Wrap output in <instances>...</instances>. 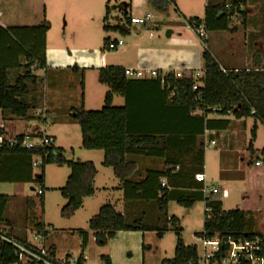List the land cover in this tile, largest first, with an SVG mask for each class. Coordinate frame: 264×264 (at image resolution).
<instances>
[{
	"label": "trees",
	"instance_id": "obj_1",
	"mask_svg": "<svg viewBox=\"0 0 264 264\" xmlns=\"http://www.w3.org/2000/svg\"><path fill=\"white\" fill-rule=\"evenodd\" d=\"M148 2L157 9L160 4L167 8L170 4H174L175 0H149ZM246 2L247 0H208L204 19L186 20V24L195 31L203 26L206 33H232L235 31L233 28L235 19L245 24L246 13L243 9ZM105 21L107 22V17ZM129 23L131 24L130 21ZM104 29L109 28L105 26ZM48 31L47 22L33 28L16 27L4 30L0 27V38L7 36L15 48L14 51L19 55V59L11 61L0 59V110L3 114L26 120L33 111L42 108L45 77L38 75V72L45 74L47 70L46 35ZM203 43L206 45L205 41ZM107 44L108 42L105 41L106 47ZM11 50L12 46L8 52ZM22 56L24 62L20 61ZM202 57L206 73L204 80L201 81L200 92L203 96L199 101L197 97L200 93L192 91L194 84L192 71L185 70L182 78H176L173 72L165 75L161 72L157 79L137 80L126 77L123 68L110 66L99 71V83L109 88L105 96L104 107L100 111H87L83 107L72 109L70 119L80 126L82 149L105 153L103 166L113 168L116 177L121 180L125 201L139 202L145 206L151 204L148 208L155 206L159 212L158 218L154 220L146 212L123 215L118 213L114 206L105 205L89 221V232L78 231L83 250L89 243L90 233L93 234L97 245L106 247L108 242L121 232H157L158 237L162 239L168 226L171 225L175 228L177 235L175 256L171 260H164L161 264H199L197 247L185 245L181 230L177 227L179 220L168 216L170 202H176L187 209H191L197 202H203L205 209H210V212L205 211L203 232L196 234L199 239L219 237L238 240L258 236L251 232L252 220L249 218V213L240 209L223 211L220 199L222 192L205 197L204 184L195 180L196 175L205 174L206 146L204 143L199 145L191 168L185 164L173 163L172 170L150 171L139 183L129 180L135 171V166L127 162V156L166 157L165 148L161 147L163 136L136 132L131 126L133 98L140 94L145 86L161 92L165 102L169 101L171 105L187 110L189 115L195 111L203 113L198 117L190 116L191 119L198 120L204 125L200 135H204V129L206 127L209 129L212 123L206 122L204 118L212 114V108L221 110L218 116L224 117L227 111H231L237 120L254 117L257 122L264 125V70L258 66L256 70L225 69L227 72H223L220 64L206 47ZM115 96H121L126 100L124 107L113 105ZM253 112L255 114H252ZM222 123L229 126L232 122L226 120ZM255 130L256 127L253 131L254 137ZM24 136H18L15 139L20 140ZM61 151V149H56L54 144L45 150L31 152L8 148L5 145L0 148V168L8 155H28L31 160L34 157L46 159L47 156L41 168L42 173L39 178L35 179L43 191V194L39 195L42 197L41 203L43 204L44 168L46 165L54 164L58 159L61 161ZM260 155L264 156V150L258 153L251 144L245 160L248 165L261 168L264 161H261L260 166H256V163L260 161ZM61 162L66 164L71 171L66 185L60 189L62 197L66 200L61 216L64 219H71L82 208L84 200L94 196V179L97 175V168L93 163L64 160ZM30 164L32 165V161ZM168 165H170L169 160L166 166ZM176 168H178L177 171ZM262 176L264 177V172ZM163 179L166 180V187L161 186ZM258 190L264 192V185ZM13 199L15 198L12 196L0 195V224L9 228H12V223L6 218V213ZM161 224L163 227L160 226ZM44 228L43 224L36 226L37 232H42ZM259 236L264 243V237ZM149 249L143 246L144 251ZM0 251L4 255L0 259V264H7L13 260V257H10L11 248L5 246ZM101 259L102 264H112L108 256H102Z\"/></svg>",
	"mask_w": 264,
	"mask_h": 264
},
{
	"label": "crops",
	"instance_id": "obj_2",
	"mask_svg": "<svg viewBox=\"0 0 264 264\" xmlns=\"http://www.w3.org/2000/svg\"><path fill=\"white\" fill-rule=\"evenodd\" d=\"M1 1H3V8L6 9V7L14 6L17 0ZM21 1L26 4L32 1H40L44 5L39 22L32 25H20L23 27L11 25L9 20L14 14L9 13L7 15V23L0 25V27L8 30L16 27H38L44 24L43 22L49 24V31L46 35L47 70L44 74L45 85L42 102L44 114L42 116L36 115L39 111L38 109L37 111H33L28 119L22 120L9 114H3L0 110V124L2 125L0 127V135H3L7 139H13L22 135L30 136L33 127L32 125L30 126L31 122L29 121L35 120L37 123H42L44 128L48 123H51L54 127H70L74 125V122L70 119L72 109L83 107L87 111H92L86 109L89 104L87 96L88 74H93L96 76V80H98L101 69L110 66L120 67L124 70L154 69L163 74L175 72L176 70L183 72L185 70L192 72L205 71V66L201 67L202 63L199 61L203 54L202 51L200 52V56L198 55V61L197 56L192 60L189 52H179L177 54L172 52L169 54L171 51L159 49V46H165L162 39L157 38L156 40L154 36L151 37L152 33L146 36V31L155 28L157 23L165 22L166 19L178 20L177 26L174 25V28H177V35H175V30L173 29L169 35L170 38H173L172 44H177L180 48L184 46L185 48L194 47L201 49L199 44L204 45L203 41H205L206 45L204 47L209 49L222 69L236 71L256 70L260 66L264 70V0H247L246 6L243 9L246 13L245 24L243 25L241 20L235 19L233 23L234 32L207 33L205 40H201L198 32L185 22L190 19H200L196 17L197 13H199V8L204 10L205 16L208 0H175L177 7H174L175 3L170 5L176 14L175 17L168 9L169 7L166 8L160 4L156 9L149 4V0H20V3ZM6 2L7 5L5 4ZM113 13H115L116 21H120V23L116 26H109L108 23ZM146 15H152L156 24L154 25V22L151 21L148 27H141L132 25L129 23L130 20L128 21V19L144 17ZM204 16L202 19H204ZM106 17L107 22L105 21ZM180 19L184 20V23ZM105 26H108L109 29H104ZM53 29H56V32L51 35L54 31ZM104 31H113L118 35L116 36L113 32L108 33L101 50L100 47H94L93 36L97 34L102 35ZM146 37H148L147 40ZM119 40L124 42L122 47L116 49L114 53H104L107 50L105 41L110 43ZM194 66H197L198 69ZM98 90L100 95L98 99L96 98L97 102L95 104L104 105L105 96L109 89L103 90V88H99ZM125 104L126 100L123 97L115 96L113 101V105H116L115 107H124ZM131 107L133 109L131 120L133 131L163 136L161 137V147L165 148L166 155L164 158L127 156V162L135 166V171L129 178L134 183L144 180L150 171L164 172L172 170L173 163L185 164L191 168L192 161L197 156L201 143L206 145L210 141H215L217 146L222 137L226 139L230 136L231 138V136L237 134L238 130H240L238 126L233 127V123L229 126L223 124L222 122L227 120L225 119L226 117L208 114L204 117L205 121L212 123L209 129L207 127L204 129V135H200L203 132L204 125L198 120L191 119V117L202 116L203 113L195 111L189 115L187 110L173 106L169 101L168 103L165 102L161 92H156L149 86H145L142 92L133 98ZM249 118H253L255 123L257 122L254 117ZM11 125H13V129L15 130L14 134H12ZM46 131L38 132L37 134L46 133ZM50 136L54 139V147H57L56 149H59L61 146H57L59 141H66L54 135ZM76 141L75 139V143ZM80 141L82 145V136L80 137ZM88 152L93 153L90 155H94L97 158L90 159L92 161L88 162L95 164L97 168L99 167V170H97V175L94 179L95 194L93 197L84 200L82 208H84L86 201H92L98 193H102L118 197L114 204L109 203V205L114 206L120 214L146 212L154 220L158 218L159 212L155 206L148 208L151 204L145 206L143 203L125 201L121 180L116 177L113 168L103 166L105 158L103 151ZM241 156V161L244 162L245 157L243 154ZM167 160L170 162L169 167L166 166ZM31 161H33V158L31 160L28 155L6 156L0 168V182L5 181L16 185L32 183V180L35 179V168L30 164ZM102 169L108 171V183L100 184L98 182V176ZM175 170L177 171L178 168ZM205 175H207L206 171ZM240 178L245 185L248 173H244L243 176L233 173L228 178L222 175L220 180L228 183ZM212 187L216 188L214 185ZM217 188L222 192L223 199L230 197V188L228 190H222L220 187ZM259 188V186L248 185L245 189L258 190ZM32 190L34 191L35 189L32 188ZM261 194L257 197L259 202L264 198V192ZM111 200L110 202H114V199ZM221 202L223 205V200ZM90 205L92 214H95V216L105 206L101 204L97 205L95 200L94 204L92 202ZM261 205L258 209L255 208L254 210H244L240 207V204L237 205V207H240V210L250 214L249 218L252 220L251 232L256 235L260 234L256 232V215L264 214V207ZM223 211H225L224 205ZM144 237H146L145 233ZM111 262L114 264L112 259Z\"/></svg>",
	"mask_w": 264,
	"mask_h": 264
},
{
	"label": "rangeland",
	"instance_id": "obj_3",
	"mask_svg": "<svg viewBox=\"0 0 264 264\" xmlns=\"http://www.w3.org/2000/svg\"><path fill=\"white\" fill-rule=\"evenodd\" d=\"M2 2L3 1L0 0V25L7 23V15L9 13L14 14V16L9 20L11 25L19 27H23L20 25H32L38 23L39 19L42 17L44 5L40 1H32L26 4L22 1L20 3V0H17L15 1L14 6L6 7V9L3 8ZM5 4L7 5V2ZM170 5L168 6V9L175 17L176 14ZM174 7H177V3L174 4ZM152 10L155 11L154 8H152ZM203 16L204 10L199 8V13H197L196 17L202 19ZM152 21L155 25L156 22L154 18ZM180 21L184 23V20L180 19ZM177 22V19H166L165 22H159L156 24L155 28H152L151 30L147 29L148 31H146V36L152 33L156 40L157 38L162 39L163 45L165 46H159V49L171 51L169 54L172 52L176 54L179 52H189L191 59L194 60L197 56L198 61V55L200 56V52L202 51L203 53L205 48L203 44L200 43L199 47L201 49H198L194 47L185 48L184 46H181L182 48H180L177 44L171 43L173 38H170L169 35L170 32H172V29L175 30V35H177V28H174V25H176ZM119 23L120 21H116L115 13H113L108 25L116 26ZM55 32L56 29L51 33V35ZM112 32L113 31H104V34L102 33V35H94V47H100L102 50L104 39L108 33L110 34ZM113 33L116 34V32ZM117 35L118 34H116V36ZM147 39L148 37H146V40ZM11 46L12 50L11 52H8ZM14 50L15 48L10 42V39L7 36H2L0 38V59L5 61L19 59V55ZM104 53H114V51L106 50ZM202 59L203 57H200L199 60L202 63L201 67L204 66V60ZM20 61L24 62L23 56L20 57ZM194 67L198 69L197 66ZM200 72H203V70ZM38 73L39 75H44L43 72ZM99 88H103V90L109 89L106 85H100L99 81L96 80V76L88 74L87 96L89 104L86 109L100 111L104 107L103 104H95V102H97L96 98L98 99V96L100 95L98 90ZM43 109L44 108H41L40 111ZM225 119L230 120L234 124L233 127H240V130H238L237 134L231 136V138L230 136L226 139L222 137L221 141L217 143V146L206 149L205 171L207 174V184L210 188L214 185L216 187H220L222 190L231 189V191L229 190L230 197L228 199H223L222 196L221 198L219 197L223 200L225 211L240 209V207L244 210H254L255 208L258 209L261 204L264 207V198L261 199V202L257 199L258 195L263 193L262 191L256 189H245L248 185H255L259 187L264 185V177L262 176V172H264V162L261 168H255L254 165H248L246 160H244V162L241 161L242 154L244 157L248 156L251 144L253 145V149L258 153L264 150V125L259 122L255 123L253 118H243V120H237L234 117H226ZM29 122H31L30 126L32 125L33 127L31 130L32 134H30V136L34 138L38 132L47 130L46 133H44L45 135H54L59 137V139L66 140L64 142L59 141L57 143V146L61 145L59 149H62V160L90 163L88 162L92 161L90 159H97L94 155H90L93 153L81 148L80 137L82 135L78 124L74 123V125L70 127H54L51 123H48L44 128L42 123H37L35 120ZM1 126L2 125L0 124V127ZM255 127L256 130L254 137L253 131ZM10 128H12L11 131L12 134H14L15 130L13 129V125H11ZM11 131L9 130L10 133ZM75 139L77 140L76 143ZM259 159L260 161H264V156L260 155ZM33 160L36 161L39 160V158L34 157ZM61 161L58 159L54 164L46 165L44 168L45 195L43 204L41 203L42 197H39L38 195L41 185L35 181L36 177L42 173L43 169H34L35 179L30 184L16 185L5 181L0 182V195L15 197V199H13L9 204L6 218L12 223L11 229L17 237L20 239H33V237L37 234L36 226L43 224L48 232L47 244L49 246L55 247L57 252L60 254L70 253L80 255L84 253L89 259L88 264H102V256L110 257L114 261V264H160L163 260L173 259L177 245V235L175 228L171 225L168 226V230L165 232L162 240L158 237L157 232L145 233L146 237H144V233L141 232H122L118 234L115 239L109 241L106 247H100L97 245L94 241L93 234L90 233L89 243L83 250L81 248V240L78 236V231H90L89 221L95 216V214H92L90 204H92V202L94 204V200L97 205H107L109 203L114 204L118 197L116 195L111 196L108 194L98 193L95 199H92V201H86L84 208L79 210L74 217L71 219L62 218L61 210L66 205V200L62 197L60 189L65 186L71 171L69 167ZM97 170H99V167ZM107 172L108 171L105 169H102L100 172V175L98 176V182L100 184L109 182ZM233 173L239 176H243L244 173H248L245 185L241 178L234 179L228 183L220 180L222 175L228 178L230 174ZM32 188L35 190L33 191ZM111 199H114V202H110L112 201ZM239 204L240 207H237ZM261 209L263 210V208ZM168 216L175 217L180 220L177 227L181 230L182 240L186 246L197 247L200 259L202 256V247L196 234L203 232L205 204L203 202H197L191 209H187L178 205L176 202H170L168 206ZM255 224L256 232L260 233L256 236L260 238L259 235H262L264 237V214L256 215ZM160 226H162V224ZM144 245L150 249L144 251Z\"/></svg>",
	"mask_w": 264,
	"mask_h": 264
},
{
	"label": "built area",
	"instance_id": "obj_4",
	"mask_svg": "<svg viewBox=\"0 0 264 264\" xmlns=\"http://www.w3.org/2000/svg\"><path fill=\"white\" fill-rule=\"evenodd\" d=\"M152 15H146L139 18H131L130 22L132 25L148 27L152 21ZM198 35L201 40L207 38V33L203 26L198 28ZM153 35L151 34V37ZM124 42L119 40L117 42H110L107 44L106 49L109 51H115L119 47H122ZM223 72H227L225 69H221ZM205 71H194L192 72V79L194 84L192 86L193 92H199L200 95L197 100L202 99V92L200 88L202 86L201 81L205 78ZM161 72L154 69H128L125 70V75L131 79H157ZM176 78H182L183 71L176 70L173 72ZM165 75V74H164ZM213 115H219L220 109L212 108ZM44 111H38L36 115H43ZM252 114H255L253 112ZM224 117H234L231 111L226 112ZM230 121V120H229ZM36 138V139H35ZM25 135L22 139L16 140L7 139L3 135H0V148L7 145L8 148H18L28 152L45 150L54 144V139L50 136L41 133L36 137ZM206 149L215 147L216 142L210 141L206 145ZM39 160L32 161L33 168H42L44 161L41 157ZM261 161L256 163V166H260ZM195 180L199 183L204 184L203 193L205 197L210 194H218L220 190L216 187L210 188L207 185L206 175L198 174L195 176ZM161 186L166 187V180H161ZM43 191L39 189L38 195H42ZM210 212V209H205ZM48 232L46 228L42 232H37L33 239L25 238L20 239L17 237L11 228L0 224V249L7 246L11 248V256L13 260L7 264H88V257L82 253L80 255L74 254H60L57 252L55 247H51L47 244ZM199 242L202 247V256L199 264H264V243L261 238L254 237L252 239H238L234 240L231 238L221 239L215 238H200ZM4 257L0 251V259Z\"/></svg>",
	"mask_w": 264,
	"mask_h": 264
}]
</instances>
